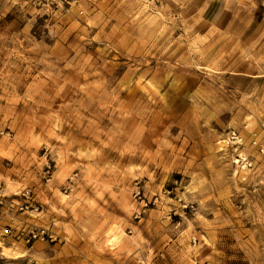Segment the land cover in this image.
Returning a JSON list of instances; mask_svg holds the SVG:
<instances>
[{"label": "rangeland", "instance_id": "rangeland-1", "mask_svg": "<svg viewBox=\"0 0 264 264\" xmlns=\"http://www.w3.org/2000/svg\"><path fill=\"white\" fill-rule=\"evenodd\" d=\"M254 139L264 0H0V264H264Z\"/></svg>", "mask_w": 264, "mask_h": 264}, {"label": "built area", "instance_id": "built-area-1", "mask_svg": "<svg viewBox=\"0 0 264 264\" xmlns=\"http://www.w3.org/2000/svg\"><path fill=\"white\" fill-rule=\"evenodd\" d=\"M69 1L74 2L75 0H67V2H69ZM224 141L226 142V144H232V145H235V146H239V145L242 144L243 139H242V137L237 135L235 133V131L232 130V131L229 132V135L227 136V138ZM252 143L256 144L260 154L264 155V141L257 143V140L254 139L252 141ZM233 161H234L235 164H240L242 167H249L252 164L251 161L246 156L239 155V154L235 155V158H234ZM138 194H139V192H137L135 194V196L138 195ZM48 236L50 238H52L51 235H48Z\"/></svg>", "mask_w": 264, "mask_h": 264}]
</instances>
